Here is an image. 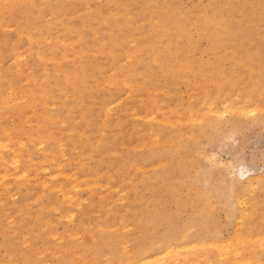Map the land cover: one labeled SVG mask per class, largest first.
<instances>
[{
    "label": "rangeland",
    "instance_id": "rangeland-1",
    "mask_svg": "<svg viewBox=\"0 0 264 264\" xmlns=\"http://www.w3.org/2000/svg\"><path fill=\"white\" fill-rule=\"evenodd\" d=\"M131 263L264 264V0H0V264Z\"/></svg>",
    "mask_w": 264,
    "mask_h": 264
},
{
    "label": "bare ground",
    "instance_id": "bare-ground-1",
    "mask_svg": "<svg viewBox=\"0 0 264 264\" xmlns=\"http://www.w3.org/2000/svg\"><path fill=\"white\" fill-rule=\"evenodd\" d=\"M143 1V0H142ZM165 16V15H164ZM166 20V19H165ZM243 32V31H242ZM263 50V49H262ZM163 55V54H162ZM173 55V54H172ZM169 56V55H168ZM86 57V54L85 53H82L80 56H79V61H81V60H83L84 58ZM171 59V58H170ZM170 59H168V62H167V66L168 67H170L171 66V60ZM160 68V65L159 66H156V68ZM163 67V64H162V62H161V68ZM99 71V68H98V70H96V71H91V70H87L86 68H83L82 69V72H81V74H80V76L78 77V79H80V80H84L85 79V77L87 76V77H89V78H93L94 76H96V73ZM156 73V71L155 72H152V73H147L146 74V78L147 79H150V78H152V75L153 74H155ZM69 75H71V74H69ZM67 80H69V82L70 83H73V81H71V79H70V77L67 79ZM75 82V81H74ZM85 88V86H82V89H84ZM82 94V93H81ZM83 96V95H82ZM189 116V115H188ZM193 119V118H192ZM94 125V124H93ZM98 125V124H97ZM100 125V124H99ZM98 127V126H97ZM101 127V126H100ZM99 127V128H100ZM231 179V178H230ZM230 187V186H229ZM221 199V198H220ZM223 200V199H222ZM240 200V199H239ZM228 203V202H227ZM225 205V204H224ZM198 235V234H197ZM92 236V235H91ZM210 243V242H209ZM218 244V243H217ZM224 244V243H223ZM219 246V248H220V245H218ZM218 251H222L221 249H218ZM170 253V252H169ZM172 253H174V252H172ZM221 254H223V253H221ZM226 254V253H225ZM171 255V254H170ZM219 256H223V255H220L219 254ZM143 260V259H142ZM226 260V259H225ZM144 261V260H143ZM114 263V262H113ZM132 264V263H131ZM134 264H136V263H134ZM138 264V263H137ZM219 264V263H218Z\"/></svg>",
    "mask_w": 264,
    "mask_h": 264
}]
</instances>
